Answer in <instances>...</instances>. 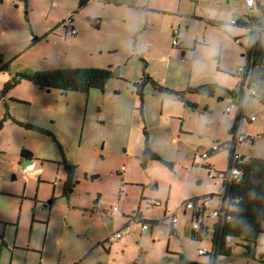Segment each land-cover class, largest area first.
<instances>
[{
    "label": "rangeland",
    "instance_id": "1",
    "mask_svg": "<svg viewBox=\"0 0 264 264\" xmlns=\"http://www.w3.org/2000/svg\"><path fill=\"white\" fill-rule=\"evenodd\" d=\"M257 1L264 8V0ZM4 3L0 55L7 67L0 71V90L24 70L112 63L120 76L88 93L28 90L23 83L32 84L22 82L0 97V123L7 104L10 114L15 111L22 122L33 121L51 134L10 120L0 126V248L16 247L15 256L26 264H171L178 261L174 253L209 262L210 254L197 250L210 252L215 218L209 217L211 210L200 215L201 238H192V213L183 204L221 195L219 180H211L202 164L226 171L227 151L203 155L231 138L237 108L225 109L236 103L229 91L240 92L250 30L229 22L248 15L244 0H95L78 15L73 11L74 35H65L59 24L63 5L51 6L49 0ZM90 13L101 15L98 26L88 23ZM252 13L263 23L259 9ZM207 18L225 23V31L206 24ZM174 26L182 29L189 48H172ZM260 40L264 48V33ZM258 74L254 71L253 77ZM153 83L179 94L160 91ZM215 85L210 96L186 92ZM11 98L21 102L11 103ZM251 114L256 122L247 119ZM243 115L238 131L253 141L236 151L264 157V106L247 97ZM144 130L148 145L171 167L157 160L142 166ZM22 148L32 152L28 169L21 168ZM68 184L72 188L65 193ZM153 200L159 205H151ZM110 205L118 213L101 217L102 207ZM137 212L147 221L162 222L155 225L154 241H146L148 233L140 237L141 223L129 219ZM171 217L177 223L169 234ZM124 224L131 229L118 242L125 243L109 252L105 238ZM160 229L164 234L157 233ZM262 229L256 243L232 238L231 255L218 256L216 264H264V221ZM29 241L34 250L27 248Z\"/></svg>",
    "mask_w": 264,
    "mask_h": 264
},
{
    "label": "trees",
    "instance_id": "2",
    "mask_svg": "<svg viewBox=\"0 0 264 264\" xmlns=\"http://www.w3.org/2000/svg\"><path fill=\"white\" fill-rule=\"evenodd\" d=\"M257 1V0H256ZM87 0H80V4L83 5ZM259 9L264 16V8L261 7L257 1L254 8ZM253 8V9H254ZM253 9L248 12L244 20H232L229 24L232 26L244 27L250 30L248 34V43L246 46L247 65L242 68L244 73L240 72L241 85L238 86L239 93L236 91H229L230 96L233 100H236V113L233 125L230 126L229 132L231 138L222 144L210 149L205 155L206 159L209 155H215L219 151H227L228 168L226 171L219 172L215 170L209 163L202 164V167L209 173L213 170L215 173L222 175L220 183L221 193L224 194V201L221 205L222 214L217 217L212 225L211 232V244L209 262L205 264H216V258L218 256H230L232 251V245L230 241L232 238H239L248 243H256L260 233L263 232L262 222L264 221V157H251L245 154L237 153L236 148L239 147L245 141L253 139L250 136L242 141H238V136L242 133L238 131V125L241 117H243L245 96L251 97L252 99L259 102L264 106V61H263V45L260 40L261 34L264 33V21L263 23H257L253 16ZM248 11V10H247ZM247 19V21H246ZM90 23H96L95 19L89 18ZM209 26L216 27L220 30L225 31L226 24L214 20H204ZM252 29H256L257 35H255ZM177 50H183L177 47ZM7 67V63L2 60L0 55V71ZM259 70L257 77H253L254 71ZM120 76V69L113 65H107L105 67H69V68H54V69H35V70H24L15 72L9 80H7L3 88L0 90V97H4L8 91L19 84L21 81H28L33 85L44 89L51 90L56 89L64 94L67 91L84 92L87 93L92 88L102 89L109 79H118ZM238 80V81H239ZM153 85L160 89V91L167 92L169 94L175 93V91L164 89L157 84ZM216 86H202L200 88L191 90L188 88L186 92L192 95H206L210 96L213 94V89ZM138 95L142 97V89L139 90ZM142 99V98H141ZM5 112L1 120L0 126L4 120H10L18 125L24 126L27 129H31L37 132L46 133L51 135L47 130L39 127L38 125L22 122L16 120L11 116L8 111L7 105H5ZM251 121L250 117L247 118ZM144 149L141 153L140 160L144 168L150 161H158L161 164L171 167L170 163L164 161L157 152H155L147 142V133L144 130ZM243 135V134H242ZM20 156L25 159L32 157V152L26 148H22ZM237 169L238 175L234 177L231 173L233 169ZM95 177V176H94ZM217 178H211L216 181ZM72 188L71 184H68L65 188V193L70 191ZM207 196H215L210 194ZM203 197V196H202ZM194 198L186 201H192ZM153 205V204H151ZM184 206V204H183ZM95 210V209H94ZM134 222H140L142 224L151 223L150 227L162 224L160 221L151 220L147 221L142 218L141 213L137 212L130 216ZM149 225V224H148ZM174 227H171L169 234H172ZM201 231L203 227L201 225L199 231H192V238L200 240ZM174 256L178 259V264H184L187 262L185 256L182 253H174Z\"/></svg>",
    "mask_w": 264,
    "mask_h": 264
},
{
    "label": "built area",
    "instance_id": "3",
    "mask_svg": "<svg viewBox=\"0 0 264 264\" xmlns=\"http://www.w3.org/2000/svg\"><path fill=\"white\" fill-rule=\"evenodd\" d=\"M244 1H245L244 4L247 7L248 12H250L254 8L255 3H257L256 0H244ZM60 24L63 26V28L65 30V35H74L77 33V28L75 26L74 18H73L72 14L68 15L66 18H64V20ZM179 32H180V30L177 29V27L172 28L171 45L173 47H177V48L182 47ZM240 72L244 73V70L241 69ZM239 85H241V80L238 81V86ZM245 98H246V96H245ZM234 108H237L236 105L231 104V105L226 107L225 112H230ZM250 119H251V121H254L255 116H250ZM245 138L246 137L241 134L238 136V141H242ZM205 155H203V156L205 157ZM28 168H29V166H27V169ZM190 170H192V168L188 167L189 172H190ZM237 171L238 170L235 168L231 171V173L234 175V177H237V175H238ZM208 175H209L210 179L211 178H217L218 180H221V178H222L221 174L215 173L213 170L209 171ZM223 201H224V194L223 193H221V195H219V196L217 195V197H215V196H213V197L204 196V197H201L199 199H195V200H192L189 202L186 201L184 203L183 207H184V210L191 211V213H192V216H191L192 229L195 231H198L200 229L202 224L200 223L198 217L200 215H204L205 212L208 210H211L209 212L210 218L216 219L217 217H220V215L222 214L221 205H222ZM213 202H215V205L213 204ZM101 203L105 204L104 201H101ZM150 204L159 205L154 200L151 201ZM118 211H119V209L117 207L110 205L109 209H105V208L103 209V207H102V209L99 213H100L101 217H106L108 215H110V216L115 215L116 213H118ZM176 223H177V219L175 217H171V220H170L171 227H175ZM141 229H142L141 231H146V230L151 229V227L148 224H142ZM126 233H127V228H125V226H124L120 229H117L113 234L109 235L107 241L110 243H113L116 240L123 237L124 235H126ZM159 234L160 235L164 234L163 229L159 231ZM197 252H198V254H201V255H204L207 253L206 249H202V248H198Z\"/></svg>",
    "mask_w": 264,
    "mask_h": 264
},
{
    "label": "crops",
    "instance_id": "4",
    "mask_svg": "<svg viewBox=\"0 0 264 264\" xmlns=\"http://www.w3.org/2000/svg\"><path fill=\"white\" fill-rule=\"evenodd\" d=\"M50 1V5L52 6L55 2L57 3V5H63L62 6V10H61V14H60V21H59V24L64 20V18H66L68 15H73V18H74V13H73V11L74 12H77L76 13V15H78V14H80V12H84V10H85V7H86V5L89 3V2H92V1H95V0H87V2L85 3V4H83V5H81L80 4V0H49ZM98 1H102V0H98ZM244 3H245V1H244ZM5 3H4V0H1L0 1V10H2L3 8H4V5ZM245 5V4H244ZM246 7V6H245ZM246 9H247V7H246ZM101 15L99 14V13H90L89 15H88V17H87V21H88V19L89 18H91V19H95L96 20V23H90L89 21H88V23H90V24H92L93 26H98L99 25V19H98V17H100ZM201 20V19H200ZM205 19H203V21H204ZM230 23V22H229ZM75 26H76V24H75ZM174 27H177V26H174ZM174 27H172V28H174ZM177 29H179L180 30V40H181V44H182V47H180V49H184V48H189L190 46L188 45V44H186V42L188 41V39L186 38V36H184L183 35V33H182V29L180 28V27H177ZM34 33H38V32H36V31H34ZM40 35V34H39ZM39 37V36H38ZM38 39V38H37ZM188 43V42H187ZM176 49V48H175ZM182 54L184 55V51H182ZM107 65H113L112 63H110V64H107ZM106 65V66H107ZM113 66H115V65H113ZM22 82H28V81H21L20 83H22ZM19 83V84H20ZM28 83H30V82H28ZM24 84V86L28 89V90H35V89H33V88H38V89H40V90H44V89H41V88H39V87H37V86H35V85H33L32 83H30V84H32V85H26L27 83H23ZM31 86H33V87H31ZM216 86V85H215ZM216 87H218V86H216ZM188 89V88H187ZM55 90V89H54ZM50 91V90H49ZM49 91H47L46 90V92H49ZM233 91V90H232ZM88 93V92H87ZM13 97H16V98H18V99H21V100H23V103H25L24 101H30L29 99H26V98H22V97H20V96H13ZM11 100V103H13V102H21V101H19V100H15V99H10ZM27 103V102H26ZM7 105V104H6ZM7 108L8 109H10V107H9V105H7ZM8 111H10V110H8ZM257 113H260V110L257 112ZM11 116L12 117H14L16 120H18V121H22V118H20V117H18L17 116V114L15 113V111L14 112H12V114H11ZM250 116H255V115H250ZM249 116V117H250ZM256 120H257V118L255 117V120L254 121H251V123H253V122H256ZM29 121H32V120H29ZM14 123V122H13ZM32 123H34L35 124V122H33L32 121ZM155 151V150H154ZM156 152V151H155ZM157 154H158V152H157ZM159 156V155H158ZM30 160H31V158H30ZM27 166H29V167H32L33 166V164H32V160H31V163L30 164H27ZM37 171L39 172L40 171V169L38 168L37 169ZM101 201H104L103 199H100L99 200V202H101ZM105 202V201H104ZM101 204H103V203H101ZM185 212H186V210H185ZM131 220V219H130ZM19 219H18V223H17V227H19ZM134 222V221H133ZM125 226V228H127V233L130 231V229H131V227H130V224H124V225H122L121 226V228L122 227H124ZM176 226V225H175ZM175 228V227H174ZM155 226H153V227H151V229H149V230H146V231H139V234H140V237H142L143 236V234L145 235V234H147V238H146V241H150V239L149 238H152V240L154 241V236L156 235V234H154V232H156L155 231ZM161 230V229H160ZM163 232H164V230H163ZM126 233V234H127ZM158 234H159V230H158V232H157ZM160 235V234H159ZM123 237H121L120 239H122ZM107 239H108V237H106L105 238V241H107ZM104 241V242H105ZM119 240H116L115 242H113V243H110L109 244V247H108V251L109 252H111V250H113L116 246H123V244L125 243V241L124 242H118ZM104 242H102V245L104 244ZM108 242V241H107ZM4 243H2V245H3ZM14 244H17V243H14ZM30 244H32V242L31 241H29L28 243H27V248L29 249V250H34V249H32L33 247H30ZM6 246H7V244H5ZM45 245L46 244H44L42 247H41V251H42V256H41V259L40 260H42L43 259V254L45 253V250H44V248H45ZM6 250V253H8V255H4V251ZM3 249V248H0V264H26V259L24 258L23 260H19L18 261V259H17V257L15 256L16 255V252H17V248L16 247H14V246H12V250H10V251H8L7 249ZM35 250H37L38 251V249L37 248H35ZM142 251H144L145 252V249L144 250H142ZM41 253V252H40ZM148 254H147V252L144 254V257H146ZM185 256V255H184ZM185 258H186V256H185ZM186 260H188V258H186ZM171 264H178V262L177 261H175V262H170ZM121 264H124V263H121ZM133 264H138L137 262H134ZM142 264H147V263H143L142 262Z\"/></svg>",
    "mask_w": 264,
    "mask_h": 264
},
{
    "label": "water",
    "instance_id": "5",
    "mask_svg": "<svg viewBox=\"0 0 264 264\" xmlns=\"http://www.w3.org/2000/svg\"><path fill=\"white\" fill-rule=\"evenodd\" d=\"M30 163H31L30 159H24V162L22 163L21 168L24 169L25 166H27V164H30ZM51 202H52V199H49L48 202L46 204H44V206L48 205ZM184 264H201V263L194 262V261H187V262H184Z\"/></svg>",
    "mask_w": 264,
    "mask_h": 264
},
{
    "label": "flooded vegetation",
    "instance_id": "6",
    "mask_svg": "<svg viewBox=\"0 0 264 264\" xmlns=\"http://www.w3.org/2000/svg\"><path fill=\"white\" fill-rule=\"evenodd\" d=\"M24 169H27V166H25V168Z\"/></svg>",
    "mask_w": 264,
    "mask_h": 264
}]
</instances>
